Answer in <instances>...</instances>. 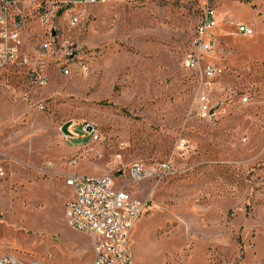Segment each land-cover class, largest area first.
<instances>
[{
    "label": "rangeland",
    "instance_id": "obj_1",
    "mask_svg": "<svg viewBox=\"0 0 264 264\" xmlns=\"http://www.w3.org/2000/svg\"><path fill=\"white\" fill-rule=\"evenodd\" d=\"M60 1L18 0L22 49L35 59L54 31V41L80 48L89 75L54 72L52 53L37 64L45 86L27 67L0 72V256L89 263L90 238L66 219L64 183L86 173L109 175L146 203L129 237L133 264H264V0ZM49 3L57 5L43 24ZM206 5L217 23L208 58L223 74L202 87L216 112L201 120L195 71L183 62ZM179 138L188 151L175 150ZM168 160L161 181L126 185L131 164Z\"/></svg>",
    "mask_w": 264,
    "mask_h": 264
},
{
    "label": "built area",
    "instance_id": "obj_2",
    "mask_svg": "<svg viewBox=\"0 0 264 264\" xmlns=\"http://www.w3.org/2000/svg\"><path fill=\"white\" fill-rule=\"evenodd\" d=\"M106 0H64L60 4L77 7L105 3ZM18 0H0V72L11 67H27L31 71L32 80L39 86L48 83L46 75H39L37 64L41 58L52 53V61L46 62L63 77L73 75L71 66L75 67L82 77L89 75L86 63H83L78 53L80 48L64 40L54 41L56 35H49L53 41L39 43L35 59L23 51L22 29L25 22L24 15L17 9ZM54 4H47L41 15V22L48 24L53 18ZM215 10L206 5L203 7L198 25L190 40V45L183 66L195 71L197 80L195 102L198 103L197 117L208 120L215 115L210 107V99L202 94L204 84L210 86L217 83L222 76V70L208 57L214 45L211 34L215 31ZM71 26L78 23L77 17L69 20ZM238 32L244 36H251L252 30L239 26ZM76 72V73H77ZM215 89H219L216 87ZM249 97H242V103L248 102ZM94 140L98 134L93 127L86 126L84 131ZM187 141L179 138L175 144L177 152L188 151ZM172 173L171 161H163L150 168L142 163L130 165V180L126 183H137L146 178L162 180ZM4 171L0 168V180ZM64 183L72 191V197L66 202V219L68 224L78 232L86 234L91 240L93 258L85 264H133L129 248L130 234L143 215L146 203L132 197L123 187L114 188L113 180L109 175L100 177L80 173H69L64 177ZM0 264H47L32 260L23 262L10 255L0 257Z\"/></svg>",
    "mask_w": 264,
    "mask_h": 264
},
{
    "label": "water",
    "instance_id": "obj_3",
    "mask_svg": "<svg viewBox=\"0 0 264 264\" xmlns=\"http://www.w3.org/2000/svg\"><path fill=\"white\" fill-rule=\"evenodd\" d=\"M53 36L55 35L54 31H52L51 33ZM215 111V108H213L211 110V113H213ZM70 126V122L64 124L62 127H61V132L64 134V135H70L69 134V131H68V127Z\"/></svg>",
    "mask_w": 264,
    "mask_h": 264
},
{
    "label": "crops",
    "instance_id": "obj_4",
    "mask_svg": "<svg viewBox=\"0 0 264 264\" xmlns=\"http://www.w3.org/2000/svg\"><path fill=\"white\" fill-rule=\"evenodd\" d=\"M5 71H6V70H5ZM55 71H57V70L54 69V72H55ZM57 72H58V71H57ZM58 73H59V72H58ZM79 148H80V147H74V148L72 147V148H71L72 151H71L70 154H73V152H74V153L77 152V150H79ZM82 162H83V164H91V163L87 162L86 160H83ZM70 172H71V171H70ZM68 174H69V173H68ZM80 174H85V175H86V173H80ZM69 189H70V188H69ZM70 193H71V197H72V191H71V189H70L69 194H70ZM69 197H70V196H69ZM71 197H70V198H71ZM70 198H69V199H70ZM0 257H1V256H0Z\"/></svg>",
    "mask_w": 264,
    "mask_h": 264
}]
</instances>
